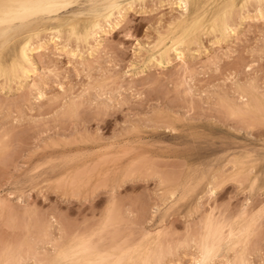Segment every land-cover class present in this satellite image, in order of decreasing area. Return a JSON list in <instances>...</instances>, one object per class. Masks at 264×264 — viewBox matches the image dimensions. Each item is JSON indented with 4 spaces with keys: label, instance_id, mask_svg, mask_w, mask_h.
I'll return each mask as SVG.
<instances>
[{
    "label": "snow or ice",
    "instance_id": "obj_1",
    "mask_svg": "<svg viewBox=\"0 0 264 264\" xmlns=\"http://www.w3.org/2000/svg\"><path fill=\"white\" fill-rule=\"evenodd\" d=\"M161 83L185 102L219 98L231 119L256 120L264 128V0H0V96L5 97L0 161L5 165L18 128L44 119L35 113L45 101L73 121L93 109L99 135L102 119L124 102L143 100ZM124 117L127 123L128 114ZM145 166L148 175L140 173L142 178L159 180L161 189L151 219L147 207H125L117 192L119 177L110 191L104 182L108 200L99 216L83 220L49 216L47 202L37 207L31 201L39 190L35 186L5 184L0 264H264V141L259 151L241 150L230 177L205 179L207 191L199 200L202 188L188 186L181 193L170 188L163 172ZM128 178L126 172L124 182ZM55 184L66 187V178ZM227 184L235 191L213 207ZM178 195L189 209L180 215L183 231L174 237L170 231L153 232L157 220L164 224L179 215ZM257 195L261 206L248 217L245 209ZM237 198L244 206L232 219L225 209ZM257 217L261 243L254 248ZM136 229L139 237H130Z\"/></svg>",
    "mask_w": 264,
    "mask_h": 264
},
{
    "label": "rangeland",
    "instance_id": "obj_2",
    "mask_svg": "<svg viewBox=\"0 0 264 264\" xmlns=\"http://www.w3.org/2000/svg\"><path fill=\"white\" fill-rule=\"evenodd\" d=\"M201 2L212 4L218 0ZM64 62L67 63V58ZM4 101L5 97L0 96V105ZM41 107L42 111L38 108L35 115H42L44 119L34 125L20 126L7 164L0 161V189L9 182L22 187H37L39 190L31 195L32 203L39 207L47 202L48 215H55L58 220L61 217L83 220L85 217L91 219L94 214L99 216L108 200L104 182H108L110 191L111 181L116 177L122 182L117 192L125 207L134 211L147 207L148 218L151 219L150 208L161 202L158 195L161 189L159 180L144 179L140 175H148L146 164L163 172L170 181L171 189L183 193L188 186L196 190L202 188L200 196L196 197L199 200L207 191L205 179L211 182L215 175L230 177L241 150L252 148L259 151L264 141V128L258 121L249 120L242 124L231 119L220 106L219 98L201 99L197 96L185 102L174 92L170 94L163 83L141 101L131 105L127 102L120 104L119 111L102 119L99 135L96 134L93 109L82 110L80 119L73 121L58 114L57 107L49 108L46 101ZM124 113L128 114L127 123ZM90 139L94 142L88 143ZM66 157L70 159H64ZM133 162L136 163L130 170ZM132 171L137 173L135 177ZM126 172L129 178L124 182ZM62 177L66 178V187L61 184L58 189L55 182ZM234 191V185H225L218 191V197L213 198V207L224 204ZM177 201L179 215L167 218L164 224L157 220L152 226L153 232L170 231L174 237L175 233L183 231L180 215H186L189 209L179 195ZM203 203L207 205L208 200L204 199ZM192 206L195 207V201ZM242 206L244 199L237 198L225 211L235 219ZM260 206L257 195L245 209L247 216L251 217ZM255 227L254 248H258L261 243L259 217ZM3 231L4 225L0 223V232ZM125 231L120 229L121 233ZM129 236L138 238L139 229L129 233ZM111 240L109 237L108 242L111 243ZM168 242L165 240V248Z\"/></svg>",
    "mask_w": 264,
    "mask_h": 264
},
{
    "label": "bare ground",
    "instance_id": "obj_3",
    "mask_svg": "<svg viewBox=\"0 0 264 264\" xmlns=\"http://www.w3.org/2000/svg\"><path fill=\"white\" fill-rule=\"evenodd\" d=\"M81 27H83V25H80ZM47 31V30H46ZM48 38L49 39H51V36L49 35L48 36ZM253 103H255V101L253 102ZM204 116H206V115H204ZM209 117V116H208ZM203 119V118H202ZM230 121V120H229ZM226 124H227V122L226 121H224ZM222 123H223V121H222ZM240 123V122H239ZM249 125V124H248ZM167 128V127H166ZM233 128V127H232ZM238 127H236L235 129H237ZM249 128V127H248ZM157 129V128H156ZM239 129V128H238ZM242 130H243V128H242ZM245 130V129H244ZM172 131V130H171ZM251 131V130H250ZM253 133H255V132H253ZM262 136H263V134H262ZM137 141V140H136ZM98 142V141H97ZM125 143V142H124ZM132 143V142H131ZM101 146V145H100ZM109 146V145H108ZM131 146V145H130ZM118 147V146H117ZM105 149V148H104ZM136 149V148H135ZM101 150V149H100ZM85 151V150H84ZM110 152V151H109ZM96 153V152H95ZM93 155V154H92ZM91 157V156H90ZM110 158V157H109ZM230 159V158H229ZM76 160V159H75ZM103 161V160H102ZM101 161V162H102ZM82 162V161H81ZM88 162V161H87ZM113 162V161H112ZM227 163V162H226ZM85 166V165H84ZM81 169V168H80ZM231 171V170H230ZM121 172V171H120ZM84 173V172H83ZM227 173V172H226ZM67 175V174H66ZM84 175V174H83ZM85 175H87V174H85ZM223 175V174H222ZM80 176V175H79ZM216 176V175H215ZM67 177V176H66ZM220 177V176H219ZM89 178V177H88ZM72 184V183H71ZM74 187V186H73ZM243 207V206H242ZM241 212V211H240ZM165 242V241H164Z\"/></svg>",
    "mask_w": 264,
    "mask_h": 264
}]
</instances>
